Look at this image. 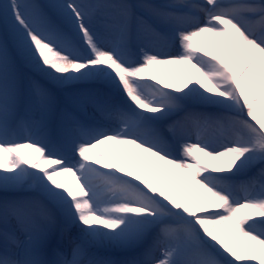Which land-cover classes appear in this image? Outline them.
<instances>
[{"label": "snow or ice", "instance_id": "obj_1", "mask_svg": "<svg viewBox=\"0 0 264 264\" xmlns=\"http://www.w3.org/2000/svg\"><path fill=\"white\" fill-rule=\"evenodd\" d=\"M0 16V264H264V0ZM163 64L190 71L166 83Z\"/></svg>", "mask_w": 264, "mask_h": 264}, {"label": "bare ground", "instance_id": "obj_2", "mask_svg": "<svg viewBox=\"0 0 264 264\" xmlns=\"http://www.w3.org/2000/svg\"><path fill=\"white\" fill-rule=\"evenodd\" d=\"M24 1L29 2V0H19L20 3L24 2ZM43 1H44V3L56 2V0H43ZM30 3H33V2H30ZM4 30H5V25L2 26L0 24V37L3 36ZM202 38L204 40H206L209 44H211L213 46V48L217 49V51L219 52L218 44H217L215 37H212L210 34H204V36ZM198 46H199V44H198ZM165 51L170 52L172 54H176L178 51H180L178 42L174 46H171V47L165 49ZM152 71L155 72L158 79H162L166 83H177L178 79L181 78L183 74L190 71V69L187 65L163 64V65L154 66ZM17 140L20 143L26 142L23 137H18ZM192 142H195L194 138H193ZM123 147H132V146H118L112 142H107L105 144L99 145L97 148V151L103 153L105 156H107L110 160H112L114 162L117 159H123V162H124L126 167H130V168L134 169L135 164L131 160L127 159L126 154L123 152ZM132 151L134 154L137 155L138 163L140 164V166L147 169L149 166L148 159H146L144 155L140 154L139 150L132 148ZM21 152L24 155H30L31 150L22 149ZM77 159H78V157H77ZM205 159H207V158H205Z\"/></svg>", "mask_w": 264, "mask_h": 264}, {"label": "rangeland", "instance_id": "obj_3", "mask_svg": "<svg viewBox=\"0 0 264 264\" xmlns=\"http://www.w3.org/2000/svg\"><path fill=\"white\" fill-rule=\"evenodd\" d=\"M7 2H8V0H0V4L7 3ZM30 2L44 3L43 0H32V1L29 0V2L28 1H24V2H22V4H24V3H30ZM0 23L3 24V25H5L2 16H0ZM17 142H19V141H17ZM30 155H33V154L30 153ZM176 155H179V149H177Z\"/></svg>", "mask_w": 264, "mask_h": 264}]
</instances>
